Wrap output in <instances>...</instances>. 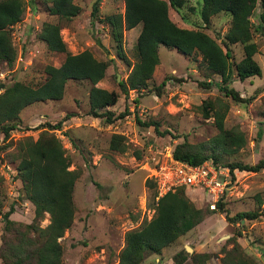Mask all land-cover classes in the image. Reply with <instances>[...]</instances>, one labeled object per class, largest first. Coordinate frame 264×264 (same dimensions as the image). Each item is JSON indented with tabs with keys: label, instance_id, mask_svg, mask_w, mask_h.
<instances>
[{
	"label": "rangeland",
	"instance_id": "1",
	"mask_svg": "<svg viewBox=\"0 0 264 264\" xmlns=\"http://www.w3.org/2000/svg\"><path fill=\"white\" fill-rule=\"evenodd\" d=\"M72 1L79 8L77 14L60 22L48 14V0H25L21 18L10 30L15 57L9 66L0 63V72L4 73L2 90L13 81L33 87L39 85L45 78V66H58L64 58V53L48 51L37 36L44 22H57L67 52L88 50L96 60L104 62L105 74L96 85L117 94L115 103L108 109L114 119L107 123L103 118L88 114L90 84L69 79L60 99L26 105L18 112L14 127L8 132V139L12 141L24 136L36 139L41 130L37 129L39 125L54 124L63 120L65 114H71L59 129H48L68 157V169L76 173L71 192L72 222L58 239L62 248L60 264L115 263L124 233L152 216V204L159 197V168L168 162L174 145L183 140L190 144L205 142L218 133L219 119L222 130L241 132L245 140L241 148L221 154L218 160L217 166L226 174L220 196L224 212L215 211V207L209 209L207 197L200 188L177 186L184 189L195 207L208 213L200 223L162 248L158 255H146L139 264H173L171 257L180 250L187 256L206 252L211 255L206 264H222L221 250L231 247V243L226 242L231 235L235 236L243 253L257 264H264V216L232 222L224 218V214L231 217L241 211H264V168L256 172L234 169L229 174L224 166L234 162L253 164L264 158V120L259 115L264 101L263 74L251 79L253 83L259 81L261 87L248 85V78L239 81L233 74L228 86L239 98H251L246 103H238L218 89L219 76L206 69L198 53L185 56L173 48L158 45V63L145 87L138 91L127 89L123 93L117 84L125 80L129 67L118 58L116 44L104 21L107 15L122 12V0H99L92 24L89 22L94 0ZM200 4L201 0H185L181 7L168 6L167 16L177 27L200 30L219 41L227 29L228 14L212 15L204 27L199 18ZM260 11L256 5L249 16L250 41L256 44L253 59L264 70V27L262 32L253 27ZM138 30L137 25L122 32L120 49L130 64L137 60L134 44ZM22 36L25 41L17 58L18 39ZM228 48L229 60L234 64L242 57V45L229 44ZM201 83L210 85L204 87ZM210 103L213 104V108L207 110L210 116L204 118L205 108ZM120 113L123 114L119 116ZM135 118L156 123V130L161 134L152 124L144 126ZM258 122H262L263 128L259 138L256 137ZM113 134L122 136L124 152L109 148ZM4 142L0 132V145ZM5 152L0 151V234L3 213L9 207L12 211L8 218L15 222L29 223L33 216V205L20 193L19 179L11 178L15 171L4 177L3 164L8 162L12 168ZM146 179L152 187L145 186ZM43 216L39 223L42 227L48 223V214ZM186 246L191 248V253L185 250ZM183 264H190L189 257Z\"/></svg>",
	"mask_w": 264,
	"mask_h": 264
},
{
	"label": "trees",
	"instance_id": "2",
	"mask_svg": "<svg viewBox=\"0 0 264 264\" xmlns=\"http://www.w3.org/2000/svg\"><path fill=\"white\" fill-rule=\"evenodd\" d=\"M24 1L0 0V63L7 66L11 65L15 57L9 34L10 26L20 20ZM98 2L99 0H94L91 5L90 24L98 11ZM122 2V12L104 18L111 38L116 44L118 58L129 67L125 80H120L117 84L121 92L126 93L127 89L138 91L145 87L154 66L158 63L157 46L163 45L185 56L198 53L206 69L219 76V84L216 85L225 96L238 103H246L251 99L239 98L228 84L232 81L233 74L239 80L261 74L259 65L253 59L256 44L250 41L249 16L258 5L261 11L253 27L262 32L264 0H201L199 18L204 27L208 25L212 15L225 13L229 16L227 29L219 41L203 31L180 28L170 21L167 16L168 6L181 7L185 0H122ZM78 9L72 0H48V14L60 22L70 20L77 14ZM137 25L139 30L134 44L137 60L130 64L120 49V43L122 32ZM59 30L57 22H44L37 36L48 51L64 53L62 62L58 66L46 65L45 78L35 87L13 81L0 92V132L3 141H6L0 145V151H6L7 160L15 170V178L21 183L20 193L33 205V216L29 223L10 220L8 216L12 211L11 207L3 213L0 264H60L62 248L58 239L71 225L74 211L71 192L76 173L68 169L70 164L68 157L59 140L48 131L59 129L62 121L71 114H65L63 120H58L54 124L45 122L44 125H39L37 129L41 130L36 139L24 136L12 141L8 139V132L14 127L18 112L33 102L60 99L64 84L69 79L85 80L90 84L87 92L88 114L92 117H102L107 123L114 119L112 112L105 107L115 103L117 94L96 86L103 78L107 65L96 60L88 50L75 54L67 52ZM95 41L99 45L98 40ZM235 43L242 45V57L231 64L228 45ZM201 84L204 87L210 85ZM2 85L0 84V87H3ZM212 108L211 103L205 108L204 118L210 116L207 110ZM259 115L264 120V101ZM135 119L144 126L152 124L155 131L161 134L156 130V123L140 122ZM221 123L219 119L218 133L205 142L190 144L183 140L175 144L172 149L173 158L193 165L210 159L214 166L218 167L221 154L231 153L245 143L241 132L222 130ZM262 130V122H258L257 138L261 136ZM121 140V135H111L109 148L124 152L125 147ZM134 155L138 157L136 152ZM224 166L229 174H232L234 169L256 172L264 168V158L253 164L234 162ZM144 183L145 186L152 187L148 179ZM222 207L219 198L215 202L214 210L224 212ZM152 209L153 214L147 221L144 220L138 227L124 233L123 245L113 264H139L146 255H158L162 248L200 223L203 216L208 213L202 208L195 207L184 194V189L180 187L168 190L155 199ZM44 214H48V223L42 227L39 223ZM260 215L264 216V211L255 209L237 212L231 217L224 214V218L227 222H232L244 218L256 219ZM226 242L231 243V247L221 250L222 264H257L254 259L243 253L234 235L228 237ZM188 257L190 264H206L211 255L202 252L187 256L184 250H180L172 255L171 260L173 264H183Z\"/></svg>",
	"mask_w": 264,
	"mask_h": 264
},
{
	"label": "built area",
	"instance_id": "3",
	"mask_svg": "<svg viewBox=\"0 0 264 264\" xmlns=\"http://www.w3.org/2000/svg\"><path fill=\"white\" fill-rule=\"evenodd\" d=\"M15 24L10 26V30ZM24 41L25 36L18 39L20 45L17 48V58L21 56V46ZM0 83H4L3 72H0ZM1 91L2 87H0V92ZM2 167L4 168L5 178L9 177V174H11L12 171H15L10 168L7 163H4ZM222 170L223 169L220 167H215L210 159L204 160L200 164L193 165L186 161L174 159L172 154H170L168 162L159 168L157 195L161 196L166 191L177 186L200 188L207 197L208 208L212 210L215 207V202L220 198L225 187L224 177L226 174ZM12 177H15V174H13V176L11 175V178Z\"/></svg>",
	"mask_w": 264,
	"mask_h": 264
},
{
	"label": "crops",
	"instance_id": "4",
	"mask_svg": "<svg viewBox=\"0 0 264 264\" xmlns=\"http://www.w3.org/2000/svg\"><path fill=\"white\" fill-rule=\"evenodd\" d=\"M166 1V0H165ZM263 24V27H264V22L262 23ZM132 29V28H131ZM260 70H261V74H263V76H264V70L262 69V68H260ZM261 74L259 75V76H261ZM252 77H254V76H251V77H247L248 79H247V82H249L248 83V85H253V84H255V87H261L262 85H261V83L259 82V81H255L254 83H253V81L251 80L252 79ZM264 78V77H263ZM246 79V78H245ZM239 80V79H238ZM244 80V79H243ZM239 81H242V80H239ZM232 82V81H231ZM230 82V83H231ZM229 83V84H230ZM97 86V85H96ZM251 87V86H250ZM249 89H252V88H249ZM34 103V102H33ZM32 104V103H31ZM30 105V104H29ZM109 107L110 106H106L105 107V109H109ZM96 118H102V117H96ZM184 263V262H183Z\"/></svg>",
	"mask_w": 264,
	"mask_h": 264
},
{
	"label": "water",
	"instance_id": "5",
	"mask_svg": "<svg viewBox=\"0 0 264 264\" xmlns=\"http://www.w3.org/2000/svg\"><path fill=\"white\" fill-rule=\"evenodd\" d=\"M116 80L118 81V78H117ZM185 250H189V253H191V252H190V251H191V248H190V247L186 246V247H185Z\"/></svg>",
	"mask_w": 264,
	"mask_h": 264
}]
</instances>
